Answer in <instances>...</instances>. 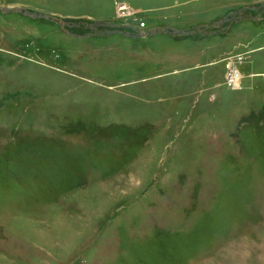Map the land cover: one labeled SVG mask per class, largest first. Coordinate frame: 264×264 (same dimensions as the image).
Segmentation results:
<instances>
[{
  "label": "rangeland",
  "instance_id": "obj_1",
  "mask_svg": "<svg viewBox=\"0 0 264 264\" xmlns=\"http://www.w3.org/2000/svg\"><path fill=\"white\" fill-rule=\"evenodd\" d=\"M263 3L0 0V264H264V12L77 26Z\"/></svg>",
  "mask_w": 264,
  "mask_h": 264
},
{
  "label": "water",
  "instance_id": "obj_2",
  "mask_svg": "<svg viewBox=\"0 0 264 264\" xmlns=\"http://www.w3.org/2000/svg\"><path fill=\"white\" fill-rule=\"evenodd\" d=\"M247 10H251V11H259L261 13L264 12V3L261 6L258 7H252L251 9H244L239 11L237 14H235L234 17H226V19L224 20H219L215 23H213L211 26H199L196 28H193L190 31H174L168 28H154V29H150V30H146V31H140L138 32L135 36H133V38H145V37H149V36H154L157 34H169L171 36H190V35H194V34H200V35H208V33L211 34H215L218 32L220 27H223L225 23H229V25L234 24L242 19H244L246 11ZM0 12L2 13H19L22 14L24 16H29L31 18L37 19V18H44L46 20H50L52 22L57 23V25L62 29L65 26H68L67 23H64L62 21H58L52 17L43 15V14H38V13H32L29 12L25 9H21V8H11V7H1L0 8ZM254 18V17H253ZM77 26H85V28L89 27V24L86 23H78ZM96 26H99L98 24ZM124 35H128L123 33ZM87 37H90L89 35H86Z\"/></svg>",
  "mask_w": 264,
  "mask_h": 264
},
{
  "label": "flooded vegetation",
  "instance_id": "obj_3",
  "mask_svg": "<svg viewBox=\"0 0 264 264\" xmlns=\"http://www.w3.org/2000/svg\"><path fill=\"white\" fill-rule=\"evenodd\" d=\"M89 24V27L87 28V35H89L90 37H109L112 36L114 34H118V35H122L128 38H133V36L131 34H129L126 29H128V27L130 29L135 30L136 32H140V31H146L145 29H138L136 28L137 26H118L115 25V23H111V22H96V23H86ZM99 26H96V25ZM128 34L127 36L124 35Z\"/></svg>",
  "mask_w": 264,
  "mask_h": 264
},
{
  "label": "built area",
  "instance_id": "obj_4",
  "mask_svg": "<svg viewBox=\"0 0 264 264\" xmlns=\"http://www.w3.org/2000/svg\"><path fill=\"white\" fill-rule=\"evenodd\" d=\"M138 27L140 30L144 29L143 26ZM240 60V56H235L233 58H228L225 64V85L232 90H237L240 88L241 75L237 70V65Z\"/></svg>",
  "mask_w": 264,
  "mask_h": 264
},
{
  "label": "bare ground",
  "instance_id": "obj_5",
  "mask_svg": "<svg viewBox=\"0 0 264 264\" xmlns=\"http://www.w3.org/2000/svg\"><path fill=\"white\" fill-rule=\"evenodd\" d=\"M126 8H127V6L124 7L123 5H120L119 8H118V10L121 11L122 9H123V10H127V9H129V8H127V9H126Z\"/></svg>",
  "mask_w": 264,
  "mask_h": 264
}]
</instances>
